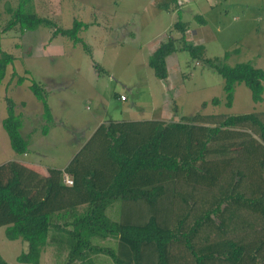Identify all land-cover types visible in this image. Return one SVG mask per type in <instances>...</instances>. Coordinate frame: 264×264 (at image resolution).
Masks as SVG:
<instances>
[{
    "label": "trees",
    "instance_id": "1",
    "mask_svg": "<svg viewBox=\"0 0 264 264\" xmlns=\"http://www.w3.org/2000/svg\"><path fill=\"white\" fill-rule=\"evenodd\" d=\"M179 1L163 0L162 6L179 9ZM6 11L11 18L0 33L46 27L54 38L67 37L91 53L81 36L91 24L76 20L71 28L62 29L38 15L32 0H18L17 7L7 4ZM174 28L182 34L180 50L203 60L223 78L227 107H232L239 84L250 89L254 102L263 101V69L249 62L230 66L208 58L204 46L187 43V25L181 19ZM177 51L169 38L150 56L149 66L157 78H168L167 57ZM15 60L0 50V84ZM12 78L18 85L31 81L29 87L43 105L42 134L48 135L55 119L47 92L16 71ZM6 101L2 127L13 151L28 154L30 141L22 133V115L11 98ZM211 103L219 106L222 101L216 97ZM263 115L197 112L171 123L111 121L64 170L49 168V175L43 176L19 161L2 164L0 228H5L9 240L28 243V250L17 258L26 264H40L53 232L55 244L69 251L67 264L77 259L94 264L90 253L109 255L115 264H264ZM66 175L71 185L65 182ZM118 201L139 204L151 213H144L140 223L114 222L107 211ZM192 202L200 211L190 222ZM81 206L86 208L78 214ZM95 237L117 238L118 251L94 245ZM0 264H8L1 252Z\"/></svg>",
    "mask_w": 264,
    "mask_h": 264
},
{
    "label": "rangeland",
    "instance_id": "2",
    "mask_svg": "<svg viewBox=\"0 0 264 264\" xmlns=\"http://www.w3.org/2000/svg\"><path fill=\"white\" fill-rule=\"evenodd\" d=\"M221 1L213 10L202 13L208 25L204 32L208 58L224 61L230 66L249 62L264 70V0ZM151 3V0H34L35 6L39 7V14L50 18L62 29L71 28L76 20L93 26L100 17L97 10L103 9L104 12L117 13L120 21L135 20L137 26L142 28V33L148 37L155 33L146 23V18L153 9H159ZM7 4L17 7L18 0H0V30L11 18L6 11ZM190 7L192 10H201L195 4ZM85 32L81 36L86 41ZM52 33L53 30L46 27L25 33H21L17 27L7 33H0V50L16 57L0 84V165L11 161L29 163L36 160L44 168L64 169L78 151L79 133L88 132L97 118L122 121L148 118L142 117L147 114L150 118L171 123L197 112L225 116L264 113V99L254 102L245 84L236 86L233 105L227 107L223 78L203 60H194L187 51L178 54L184 76H179L181 81L176 85L174 82L177 79L172 80L176 87L174 91H163V81L156 77L152 68L148 65L139 66L140 58L145 61L146 56L142 54L144 50L138 51L136 42H127L124 48L118 49L110 45L102 57L99 53L101 49L95 50L88 44L91 47V53L88 54L82 44L74 45L64 36L50 48L48 44L54 39ZM124 33L126 31L119 34ZM167 34H170L169 31ZM90 42L93 43L92 40ZM225 55H229L227 60L224 59ZM104 68L110 70V75L104 76L107 73ZM14 71L36 80L47 91L49 105L58 123L48 136L42 134V126L46 121L42 111L36 107L41 106V103L29 87L31 81L26 80L18 85L17 78H12ZM97 73L102 75L101 80H96ZM171 84L168 88H173ZM121 93L127 94L128 104L116 98V94ZM7 97L15 102L16 111L22 115V133L31 144L28 154L17 155L13 151L8 134L2 127L7 116ZM216 97L222 101L219 106L211 103ZM61 101H65L64 104ZM24 102L28 104L27 107L26 103L22 105ZM203 103L208 105L202 108ZM126 105L133 109L128 115L124 112ZM193 206L190 222L200 211L198 205ZM150 211V208H140L139 204L118 201L108 211V215L114 221L127 219L132 223H140L143 214H150ZM93 244L118 251L119 242L113 238L104 241L96 237ZM27 250V242L9 240L5 228H0V252L8 264H26L18 262L17 258ZM68 254L67 249L62 250L55 244L53 232L40 264H67ZM89 259L94 264H115L106 254L90 253ZM73 264L83 262L77 259Z\"/></svg>",
    "mask_w": 264,
    "mask_h": 264
},
{
    "label": "crops",
    "instance_id": "3",
    "mask_svg": "<svg viewBox=\"0 0 264 264\" xmlns=\"http://www.w3.org/2000/svg\"><path fill=\"white\" fill-rule=\"evenodd\" d=\"M162 1L163 0H151L152 6H155V8L157 6L159 7V9H153L152 12L146 18V23L148 25H150V28L153 29V33H155V34H152L151 37L145 36L142 33V28H139L137 26V22H135V20L128 19L126 21H120L117 13H115L114 11L104 12L103 9H99V10H97V12H98V16H100V17L97 18V20H95L96 24H94L93 26L91 25L90 28L85 32V34H87L86 35L87 36L86 42L88 44H90L91 47L94 48L95 50L101 49L99 51V53L101 54L102 57H103V54L105 53V50L109 49L110 45H113L114 47H117V49H118V48H124L126 46L127 42L130 44H131V42H133V43L136 42L135 44L138 45V47H139L138 51L141 52L142 50H144V52L142 54L146 56L145 61L144 60L142 61V57L140 58L141 60L139 62V66L145 67V65L149 66L150 56L160 47V45L163 42L167 41L169 38H172L176 42L178 51L167 57V68H168L169 76L167 79L161 80V81H163V83H162L163 84V91H174L176 88L174 86V83L176 85V83H179V81H181V79L179 77L180 75L184 76L183 71L181 70L180 58L178 55L181 52H183L182 50H180L181 43H182L181 42L182 41L181 40L182 34L174 28V25L181 19V21L187 25V31L185 34V38H186L187 43L195 45V46L196 45L197 46H201V45L204 46L206 49V53L208 55V51H209V50H207L208 44L205 40L207 37L204 35V32H205L206 27L208 25H207V22L205 21V19L203 18L202 13L206 14L209 10H213L218 5H220L222 1L221 0H185L184 4L181 5L179 7V9H174V10L173 9H171V10L164 9L162 6ZM203 1H205V2H203ZM32 4L34 6L35 12L38 15H40L39 14V7H38V5L35 6L34 0H32ZM193 4L197 5L198 8L201 10H197V9L192 10V8L190 6ZM165 23H167V24H165ZM122 31H126V33H124V34H126V36H124V34H122V35L119 34ZM154 31H156V32H154ZM168 31L170 34H167ZM61 37L62 36H57L52 41H50L48 44V47L51 48L53 43H55ZM116 38L118 40H116ZM90 40H92L93 43H91ZM54 56H56V55H53V57ZM106 71H107V73L104 76H106L110 73V70H106ZM101 77H102V75L101 74L99 75L97 73V77H95V78H96V80H98V78L101 80ZM174 79H177V80L173 83L172 80H174ZM169 83L173 84V88H168ZM172 84H171V86H172ZM121 96H125L126 100L123 101L121 99ZM116 98L119 101L128 104L129 99L127 97V94H125V93L116 94ZM63 102H65V101H63ZM24 103H26V102H24ZM27 106H28V104L26 103V107ZM36 107H38L39 110L42 111L41 114L43 117V105H42V103H41V106H36ZM51 110H52V108H51ZM132 111H133V109H131L130 106L126 105L124 107V112L126 113V115L132 113ZM163 111L164 110H162L161 112H163ZM52 113H53V111H52ZM123 115H125V114L123 113ZM145 115L142 117H148V118L133 119V120L132 119H124L122 121H130V122L131 121H149V120L164 121L163 119L150 118L147 114H145ZM53 116H54V114H53ZM54 119H55V116H54ZM111 121H120V120H113V119L104 120V119H100V118L98 119L97 118L95 123L92 124L90 128H88V130H87L88 132L79 133L80 131H78V133L80 135V137H79L80 140L77 143L78 151L73 156V158L78 154L79 151H81L83 146L88 142V140L91 139V137L96 133V131L101 126L108 125V123H110ZM57 124L58 123H56V119H55L54 127ZM23 127H24V125H23ZM51 130H50V132H51ZM50 132H49V134H50ZM48 135H45V136H48ZM30 146H31V144H30ZM19 162L25 164L26 166H28L31 169H34L35 171L39 172L43 176L49 175L48 169L50 167L44 168L42 166V164H40V162H37L36 160L29 162V163L24 162V161L23 162L19 161ZM51 168H56V167H51ZM64 169H62V170H64ZM115 204L116 203H114L108 209V211L111 208H113L115 206ZM85 208H86V206L79 207L78 208V214L82 213ZM80 209H82V210L80 211ZM108 211H107V215H108ZM108 217H109V215H108ZM112 221H114V220H112ZM114 222H118V221H114ZM99 238H101V237H99ZM109 238L116 239L117 242H119L118 239L114 238V237L102 238V240L106 241V240H109ZM117 247H118V244H117Z\"/></svg>",
    "mask_w": 264,
    "mask_h": 264
},
{
    "label": "built area",
    "instance_id": "4",
    "mask_svg": "<svg viewBox=\"0 0 264 264\" xmlns=\"http://www.w3.org/2000/svg\"><path fill=\"white\" fill-rule=\"evenodd\" d=\"M185 2V0H180L179 1V5H183ZM121 99L124 101L126 100V97L125 96H121ZM65 182L68 184V185H71L72 184V180L70 179V177L68 175L65 176Z\"/></svg>",
    "mask_w": 264,
    "mask_h": 264
}]
</instances>
